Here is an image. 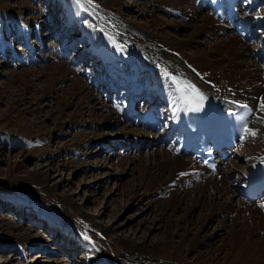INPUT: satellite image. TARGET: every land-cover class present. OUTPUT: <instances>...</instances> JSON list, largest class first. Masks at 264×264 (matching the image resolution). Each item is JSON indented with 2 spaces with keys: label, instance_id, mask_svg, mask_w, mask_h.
Returning a JSON list of instances; mask_svg holds the SVG:
<instances>
[{
  "label": "bare ground",
  "instance_id": "bare-ground-1",
  "mask_svg": "<svg viewBox=\"0 0 264 264\" xmlns=\"http://www.w3.org/2000/svg\"><path fill=\"white\" fill-rule=\"evenodd\" d=\"M100 1L104 4L97 5L102 12L97 10L95 13L100 21L99 28L105 35L101 36L99 31L88 34L91 37L97 35L103 44L101 48L98 47L99 50L92 46L85 50L95 52L90 57L98 54L103 66L104 62H109L110 68L112 64L113 67L117 66L121 78L115 77L114 80L122 90L116 102L108 107L98 101L100 97L85 89L80 79L72 76L74 70H70L63 61L53 62L48 71H41V76H45L49 82L48 88L43 90L44 94L53 90L54 85H60L61 97L67 96L64 108L75 105L72 112L65 114L69 124H91L90 121L79 122L77 119L97 113L101 116L102 124L115 125L125 121V127L133 126L132 131L117 129L113 136L84 139V144L96 140L114 142L119 135L124 145L136 151L142 146L153 147L155 143H167L166 148L161 146L156 150L150 147L151 151L144 157L127 155L117 161L123 167L127 166L126 171L132 173L133 180L136 179L129 188L133 198L139 195V200H142L148 213L156 209V212L150 213L153 216L151 226L161 233V237L154 242H147L146 238L137 242L121 239L119 243L123 251L122 259L138 261L143 257L145 260L163 261L157 264H264V202L255 200L248 205L242 189L252 175L253 167L264 161V108L261 107L264 105V66L257 61L264 55V37L260 39L259 47L254 49L244 42V28L249 16L240 12L244 8H255L260 3L259 0H241L237 16L229 13L223 5L217 9L215 5L219 0H149L150 6L147 9H139L145 18L144 23L131 26L118 22V11L110 9L112 5L118 8L117 0ZM71 8V14H87L74 9L73 5ZM157 11L178 14L184 22L182 26L179 22H166L157 15ZM263 11L260 7L257 8V13L253 16L255 24H264ZM30 23L37 24V28L38 23L28 22L26 25L29 26ZM210 33L216 36L214 40L210 39ZM82 38L80 35L79 39ZM1 42L4 45L5 42ZM27 47L31 48L29 44ZM59 52L62 53L61 50ZM56 57L53 52L49 54V58ZM110 68L105 66L103 70L108 71ZM27 72L25 69V72L19 73L26 76ZM80 72L83 75L89 73L87 69ZM171 72L196 83L208 93L212 103H219L225 109H234L241 103L252 106V125L247 128L257 134L253 137L244 132L242 136L250 140L243 147V160L247 164L243 172L236 169V159L239 157L232 153L226 163L218 165L217 175L212 174L203 165L186 156L183 153L184 147L179 146L175 136L171 137L176 110L181 104L173 103L177 93L174 95L175 89L168 79ZM100 77L104 82L108 81L104 75ZM133 97H144V106L151 101L153 104H164L166 110H161L160 113L167 116L168 125L162 131L146 133L141 117L145 108L140 103L132 107L129 101ZM17 105L14 102L12 109ZM24 126L23 130H31L27 125ZM139 141L145 142L141 144ZM78 145L79 142L76 141L74 146ZM239 145L242 148L241 143ZM107 154L112 158L110 153ZM124 170L125 168L122 172ZM20 182L38 185L47 194H55L52 188L45 186L44 178L39 173ZM28 189L27 186L18 188L19 197L15 198V202L24 200L31 205L34 197L25 192ZM9 192L0 186L1 199H6ZM60 201L72 205L74 213L80 211L78 205L68 198ZM195 209L199 210V214L193 218ZM213 219L217 220L213 232L202 234L204 227ZM93 225L105 234L110 231V228L98 227L95 223L90 226ZM216 235L222 236L221 239L226 241L201 251L202 247H210ZM39 242L38 238H32L20 241V244L32 247ZM188 251L195 253L194 262L187 260ZM149 263L156 264L154 261ZM88 264L101 263L88 260ZM135 264L144 263L138 261Z\"/></svg>",
  "mask_w": 264,
  "mask_h": 264
},
{
  "label": "rangeland",
  "instance_id": "rangeland-1",
  "mask_svg": "<svg viewBox=\"0 0 264 264\" xmlns=\"http://www.w3.org/2000/svg\"><path fill=\"white\" fill-rule=\"evenodd\" d=\"M148 1L117 0L118 8L112 5L110 9L118 11L116 19L122 24H141L145 18L139 9H147ZM102 3L100 0H92L91 5L85 0H79V3L77 0H0V42H5L4 45L0 43V186L10 191L6 199L0 198V264H88V260L101 264L163 262L143 257L138 261L122 259L119 243L121 239L137 242L143 238L154 242L161 237L159 229L151 226L153 216L150 213L156 209L148 213L140 196L133 198L129 188L136 179L133 180L132 173L126 171L127 166L117 163L119 158L127 155L146 156L151 145L144 144L146 147L136 151L124 145L121 135L110 143L96 140L84 144V139L113 136L117 129L132 131L133 127H125V121L115 125L102 124L97 113L77 119L91 124H69L65 114L72 112L75 105L64 108L67 96L61 97L60 85H54L48 94L43 93L49 82L41 76V71H48L53 62L63 61L74 70L72 76L78 77L85 89L100 97L98 101L109 107L116 100L119 85L113 78L119 77L117 66L112 64L110 71L105 72L98 54L90 57L95 52L85 50L90 46L94 49L102 47V40H98L97 35L91 37L88 34L91 31L104 34L95 13L97 10L102 12L99 8ZM72 5L87 14H71ZM157 15L169 23L181 25L184 22L178 14L157 11ZM28 22L38 23L37 28L34 23L26 25ZM263 31L264 28L261 36ZM80 35L82 39H79ZM214 36V33L209 35L212 40L216 38ZM246 41L250 47L252 41ZM51 52L57 57L49 58ZM25 69L28 74L20 75ZM85 69L89 73L83 75L80 71ZM102 74L106 75L107 82L102 81ZM110 74L113 87L108 84ZM14 102L19 106L12 109ZM24 125L31 130H23ZM76 141L79 142L77 147L74 146ZM244 142L249 143V140ZM161 146L166 148L167 144L155 143L151 148L157 150ZM243 147L237 149L240 155L236 154L240 158L236 159L239 171L245 167L241 155ZM38 173L43 176L45 186L55 191L54 195L42 191L44 188L38 185L20 182ZM25 186L29 188L25 192L34 197L31 205L24 200L15 202L19 197L17 189ZM67 198L78 205L80 211L74 213L72 205L60 201ZM260 200L264 201V196ZM198 214L199 210L195 209L193 218ZM91 222L98 227L110 228V231L100 232L94 225L90 226ZM216 225L217 220L213 219L201 233H212ZM32 238H38L40 242L32 247L20 244V241ZM221 238L216 235L210 247H202L201 251L226 241ZM194 258L195 253L188 251L187 260L191 263Z\"/></svg>",
  "mask_w": 264,
  "mask_h": 264
},
{
  "label": "snow or ice",
  "instance_id": "snow-or-ice-1",
  "mask_svg": "<svg viewBox=\"0 0 264 264\" xmlns=\"http://www.w3.org/2000/svg\"><path fill=\"white\" fill-rule=\"evenodd\" d=\"M85 2L89 5H91L92 0H85ZM77 3H79V0H77ZM179 93V95H176L175 100L173 101V103H183V104H190L192 103L194 100H202L203 97L200 96L199 91L195 88L194 85H182L179 88L174 90V95L175 93ZM197 108L202 107V105H196ZM262 108H264V105L261 106ZM245 134L246 135H251V136H255L257 133L254 130L248 129L245 126Z\"/></svg>",
  "mask_w": 264,
  "mask_h": 264
}]
</instances>
